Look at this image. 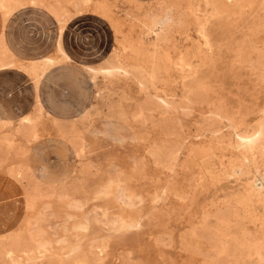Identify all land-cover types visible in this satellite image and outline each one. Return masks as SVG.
I'll use <instances>...</instances> for the list:
<instances>
[{"label":"rangeland","instance_id":"obj_1","mask_svg":"<svg viewBox=\"0 0 264 264\" xmlns=\"http://www.w3.org/2000/svg\"><path fill=\"white\" fill-rule=\"evenodd\" d=\"M0 2L4 19L28 7L6 23L19 59L0 41V70H21L0 71V112L18 101L30 112L0 118V264H264V0ZM40 8L60 25L55 51ZM30 80L43 106L36 95L31 107ZM115 181L134 206L89 201L98 221L79 240L62 232L64 203L38 199L45 236L81 248L47 256L29 244L38 196L86 198Z\"/></svg>","mask_w":264,"mask_h":264},{"label":"crops","instance_id":"obj_2","mask_svg":"<svg viewBox=\"0 0 264 264\" xmlns=\"http://www.w3.org/2000/svg\"><path fill=\"white\" fill-rule=\"evenodd\" d=\"M35 8H38V7H35ZM25 9H28V7L18 9L17 11H15L11 15H9L6 19H4L2 17V13L0 11V41L1 40L3 41V44L6 46V48L11 53V55L16 57V58H18L19 56L17 54H15L16 52L14 53L11 50V48H9V46L7 44V36H6V31H5L6 30V23L9 21L10 18L13 17L14 14H17L18 12L23 11V10L25 11ZM29 9H31V7H29ZM40 9H43L46 12V15H49L52 18V20H54V24L56 26V29H55V36L53 38V47H54V51H55V48L57 46V41L59 38L60 25L57 22V20L55 19V17L48 10H46L45 8H40ZM88 12L89 11H86L82 14H85ZM82 14L75 16L71 21H69V23L74 22L76 19H78V17H82ZM31 21H32V19L31 20L25 19L23 21V23L26 25H31V28H32L33 22L31 24ZM68 24L66 25L65 30L62 34V43H63V47H64L65 51L67 52V54L72 59L69 62H73L74 60L76 61V57L71 52V50L68 48V44H67L66 39H65V34L68 31ZM77 27H79V25ZM44 29H46V27L40 28L37 31V33L40 36H44ZM78 29H80V30L82 29V33H80V35L86 36V34H89V30L87 29L86 26H83V28H81V27L77 28V30H75V32H77ZM109 51H107L106 54L101 52L100 57L104 58ZM48 56H50V55L41 56L38 58H21L20 57V60L22 59V60H25V62H34V61H39V60H42L44 58H47ZM83 64H90V63H83ZM55 66H57V65H55ZM55 66H52V68ZM9 69H17V68L1 69L0 71L9 70ZM17 70H19V69H17ZM19 71H21V70H19ZM25 83L26 82L23 83V81L15 82V84L12 85V91L8 92V95L12 94V92H15L17 94L20 93L21 89L24 87L23 85ZM27 83H31L32 89H33L32 90V93H33L32 96L33 97L31 100L32 106L31 107H33L35 105L36 95L42 104V101L40 100L39 95H38V88L35 91L34 85H33L31 80L27 81ZM42 106H43V104H42ZM25 108L26 107H25L24 103L19 102V101L15 102V103L11 104L10 109H8L7 111H5V109H4L3 112H0V118L6 119L8 121H17L21 115H23L25 113H30V112H25L24 111ZM43 109H45V108L43 107ZM73 120H76V118H74ZM45 175H46V170L42 169L40 176H43L45 178ZM121 183L122 182H116L115 181V182H109V183L101 184L98 187L94 188L92 191H88L87 193H90V194L86 198H84V195L71 194V193L65 192V191H51V192H47V193H44V194L38 196L30 204L27 211H25L26 214L24 217V227H25V237H26L27 241L29 242V244L33 248H35L36 250H38L39 252H41L42 254H45L47 256H65V255L71 254L75 250L81 248L80 244L77 241H74V242L68 241L67 240V234L71 235L75 239L79 240L80 237H83L84 234L85 235L88 234V232L91 230V228L94 226V224L98 221V219L96 217V207H98V206L93 204L91 207H89V206L86 207L88 205L89 201L112 196L116 200H119V202L125 207L131 208L134 206L132 196L125 191V187H123ZM43 196H47L49 198L56 197V199L59 202H63L64 205L66 206L65 207L66 211H65L64 223H68V221L71 220V223L62 225V232L67 233V234H64L63 236H59L55 240H52V238H48L45 236V230L39 225L41 213L38 211L37 214H35L36 203H37L38 199L42 198ZM24 207H25V192H24ZM67 208L70 211H68ZM106 212L107 211L104 208V210H103L104 216H106ZM117 222L121 223L122 225H125L128 228L136 227L138 225V221H136V220H134V221H122L121 219H118V218L112 219L110 225L114 226ZM108 223H109L108 219H106V221H103L104 225H108ZM53 243L61 244L60 250L55 251L53 249Z\"/></svg>","mask_w":264,"mask_h":264},{"label":"bare ground","instance_id":"obj_3","mask_svg":"<svg viewBox=\"0 0 264 264\" xmlns=\"http://www.w3.org/2000/svg\"><path fill=\"white\" fill-rule=\"evenodd\" d=\"M85 2H87V1H85ZM8 6H6L4 3H2V2H0V9L2 10V9H4L5 11L6 10H8ZM107 9V8H106ZM105 10V9H104ZM110 11V10H109ZM103 12V11H102ZM104 14V13H103ZM102 14V15H103ZM99 16V15H98ZM104 16H105V14H104ZM110 16V15H109ZM109 16H108V18H109ZM113 17V16H112ZM102 18H104V17H102ZM113 25V24H112ZM111 26V25H110ZM112 27V26H111ZM204 38V37H203ZM126 44H129V43H126ZM122 46V45H121ZM131 46V45H130ZM129 47V46H128ZM119 48V47H118ZM124 49V48H123ZM126 49V48H125ZM133 50V49H132ZM134 51V50H133ZM136 52H137V50H136ZM132 53V52H131ZM110 64V63H109ZM106 68V67H105ZM108 68V67H107ZM110 69V68H109ZM102 70V69H101ZM111 70H113V69H111ZM106 71V70H105ZM107 71H109V70H107ZM114 72V71H113ZM100 73V72H99ZM103 73V72H102ZM106 74H111V73H107L106 72ZM152 78V77H151ZM257 134V133H256ZM260 134V133H259ZM258 137V136H257ZM250 138V137H249ZM241 139V138H240ZM252 139H254V138H252ZM264 139V138H263ZM256 140V139H255ZM240 143V142H239ZM251 143V142H250ZM238 144V143H237ZM246 144V143H245ZM235 148V147H234ZM249 148V147H248ZM238 149V148H237ZM253 154V153H252ZM254 156V155H253ZM247 157V156H246ZM253 159V158H252ZM242 168V167H241ZM250 168V167H249ZM255 169V168H254ZM246 170V169H245ZM255 173V172H254ZM254 175V174H253ZM255 184V183H254ZM258 184V183H257ZM255 189V188H254ZM253 189V190H254Z\"/></svg>","mask_w":264,"mask_h":264}]
</instances>
